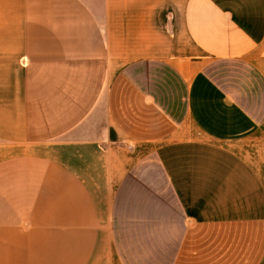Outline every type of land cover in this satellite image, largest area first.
I'll return each instance as SVG.
<instances>
[{
    "label": "crops",
    "instance_id": "1",
    "mask_svg": "<svg viewBox=\"0 0 264 264\" xmlns=\"http://www.w3.org/2000/svg\"><path fill=\"white\" fill-rule=\"evenodd\" d=\"M0 264H264V0H0Z\"/></svg>",
    "mask_w": 264,
    "mask_h": 264
},
{
    "label": "rangeland",
    "instance_id": "2",
    "mask_svg": "<svg viewBox=\"0 0 264 264\" xmlns=\"http://www.w3.org/2000/svg\"><path fill=\"white\" fill-rule=\"evenodd\" d=\"M199 88H200L202 91L205 90L206 92H208V90H207V89L205 88V86L202 85V84L199 85ZM200 95H201V93L199 94V100H200ZM239 123H240L239 127H242V120H241V119H240Z\"/></svg>",
    "mask_w": 264,
    "mask_h": 264
}]
</instances>
